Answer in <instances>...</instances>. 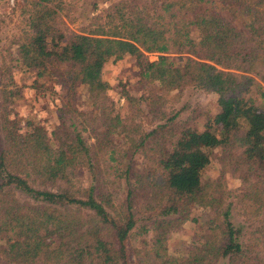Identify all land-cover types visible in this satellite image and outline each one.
Masks as SVG:
<instances>
[{"label":"trees","instance_id":"trees-1","mask_svg":"<svg viewBox=\"0 0 264 264\" xmlns=\"http://www.w3.org/2000/svg\"><path fill=\"white\" fill-rule=\"evenodd\" d=\"M65 5L28 0L12 58L35 71L33 87L60 78L67 100L58 123L50 132L21 123L8 107L21 87H0V264H264V216L236 221L222 175L202 176L222 148L243 182L236 196L245 220L264 213V0H112L103 21L81 32L60 26ZM124 53L144 78L216 92L218 110L202 128L180 127L173 114L133 135L104 107L112 101L103 63ZM81 85L96 105L89 110L101 112L93 143L65 115L91 119L75 101ZM116 131L131 141L120 196L99 173V152L116 153ZM136 155L147 162L138 166ZM192 204L214 208L196 248L173 254L162 233L145 237L183 221ZM135 235L142 244L131 258Z\"/></svg>","mask_w":264,"mask_h":264},{"label":"rangeland","instance_id":"rangeland-1","mask_svg":"<svg viewBox=\"0 0 264 264\" xmlns=\"http://www.w3.org/2000/svg\"><path fill=\"white\" fill-rule=\"evenodd\" d=\"M27 1L16 0L15 6L12 8L4 4L3 1L1 3L4 9L0 13V87L6 86V88L12 89L21 87V90L13 96V104L8 105L11 108V113H15L21 123L27 119L40 122L50 132L58 123L60 108L67 100V92L65 93L63 90L62 84L59 82L60 78L46 75L44 78H39L42 80H39L33 87L35 71L33 69L26 70L14 59L12 60L17 50V43L14 40L22 34V26L25 25L21 10ZM111 1L66 0V5L61 11L60 26L66 31L75 32L95 29L96 24L103 21L105 8ZM147 56L150 60L156 59L157 52H148ZM176 57L183 59L184 54L176 53ZM102 76L109 84L106 96L112 101L104 105L105 109L112 110V114L116 112L123 115L122 123L127 130L131 131L132 129L133 135H137L141 129H150L156 123L163 121L165 117L173 114H176L175 120L178 121L180 127L197 126L202 128L203 123L208 118H212L219 108L216 92L193 86L170 88L161 81L142 77L139 74L136 57L131 54L108 56L102 66ZM261 83L264 85V81L261 80ZM76 93V103L81 104L85 111L88 110L91 119L86 120L83 114L77 112H68L65 115L66 117L72 116L68 118L71 119L69 121H74L76 130L81 131L88 143H93L92 135L97 122L93 118L101 117V112L94 109L92 113L89 110L96 105L87 99V87L81 85ZM137 126H139L138 129ZM113 136L116 153L113 157H109V154L104 150L99 152V173L115 190L117 196H120L124 195L126 187L124 170L130 161L129 156L122 155V153L124 152L123 148L130 145L131 141L127 140L129 135L122 134L120 131L114 132ZM118 145L121 146L122 151ZM225 153L226 151L220 147L213 149L210 153V162L202 170V176L217 178L222 175L230 198L235 199L234 204L239 207L237 209L239 212L233 210L236 221L244 220L247 225L253 220H261L264 213L258 216L253 215L247 220H245L246 215L241 213L240 202L236 195L241 192L243 182L238 173L230 167L229 160L222 157ZM133 159H136L140 167L147 162L143 160L142 155H136V158L133 157ZM150 176L157 177L154 172H151ZM213 214L214 208L192 204L183 221L165 229L162 228V230L150 229L145 237L151 241L155 235L162 233L170 253H187L201 243L203 235L208 232ZM130 241L129 252L131 258H134L135 249H138L142 244V236L135 235Z\"/></svg>","mask_w":264,"mask_h":264},{"label":"built area","instance_id":"built-area-1","mask_svg":"<svg viewBox=\"0 0 264 264\" xmlns=\"http://www.w3.org/2000/svg\"><path fill=\"white\" fill-rule=\"evenodd\" d=\"M2 1L4 2V4H6L8 7L12 8L13 6H15L16 0H0V13L3 11V5L1 4Z\"/></svg>","mask_w":264,"mask_h":264}]
</instances>
